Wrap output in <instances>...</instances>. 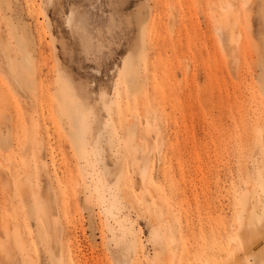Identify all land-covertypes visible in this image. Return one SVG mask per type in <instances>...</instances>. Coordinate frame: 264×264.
<instances>
[{
  "label": "rangeland",
  "instance_id": "374dc122",
  "mask_svg": "<svg viewBox=\"0 0 264 264\" xmlns=\"http://www.w3.org/2000/svg\"><path fill=\"white\" fill-rule=\"evenodd\" d=\"M0 38V264H264L225 241L264 0H0Z\"/></svg>",
  "mask_w": 264,
  "mask_h": 264
},
{
  "label": "bare ground",
  "instance_id": "6f19581e",
  "mask_svg": "<svg viewBox=\"0 0 264 264\" xmlns=\"http://www.w3.org/2000/svg\"><path fill=\"white\" fill-rule=\"evenodd\" d=\"M244 3L246 2L244 1ZM228 4L231 6V3ZM228 17L231 19L229 14ZM233 17L235 18V16ZM218 29L220 35H218L220 37L218 38L220 40L223 41L225 39L228 44L235 41L233 26L227 27L226 30L219 27ZM0 41H2L1 38ZM260 65L259 72L257 68H253V73L250 76V79H252L254 78V72L258 73L256 76L258 78L257 83L248 85L250 94H257L259 99L264 97V58L261 60ZM247 101L248 98L240 100L238 105H236L235 100H229L226 104V117L228 120L234 121L235 126L244 127V125H247V123H245L248 113V111L245 112ZM242 103H245V107ZM261 105H264V99L261 100ZM212 124L215 141L217 140L218 134V116L216 113H214ZM226 127L227 126H225V128ZM247 128L254 129V132L247 134L248 132L245 128L246 135L243 137V141H245L249 135L253 141L252 152L250 153L253 160L249 165H246L245 155L244 157H240L239 163L243 161L244 164L238 172V178L236 179L237 187L232 202L234 226L232 232L227 234L225 241L228 242L230 252L239 258V260L236 258L238 262L242 258L253 257L259 260L260 263H264V201L262 198V193L264 192V133H260L254 125H247ZM146 162L147 159L144 158L142 166L143 172L147 170ZM147 190H150V188Z\"/></svg>",
  "mask_w": 264,
  "mask_h": 264
}]
</instances>
